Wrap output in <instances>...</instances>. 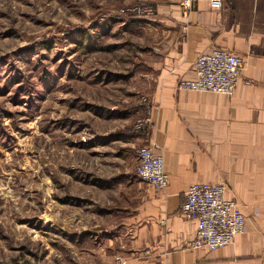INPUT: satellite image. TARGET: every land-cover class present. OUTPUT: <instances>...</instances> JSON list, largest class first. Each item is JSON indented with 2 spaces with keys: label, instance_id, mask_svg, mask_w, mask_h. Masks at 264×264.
<instances>
[{
  "label": "rangeland",
  "instance_id": "rangeland-1",
  "mask_svg": "<svg viewBox=\"0 0 264 264\" xmlns=\"http://www.w3.org/2000/svg\"><path fill=\"white\" fill-rule=\"evenodd\" d=\"M134 2L0 0V264L117 261L115 212L94 199L99 172L143 145L125 143L150 105L148 36L120 12Z\"/></svg>",
  "mask_w": 264,
  "mask_h": 264
},
{
  "label": "crops",
  "instance_id": "crops-1",
  "mask_svg": "<svg viewBox=\"0 0 264 264\" xmlns=\"http://www.w3.org/2000/svg\"><path fill=\"white\" fill-rule=\"evenodd\" d=\"M140 1L156 8L152 17L134 21L148 36L141 83L150 101V129L147 139L132 134L125 143H152L169 183L159 190L142 181L134 153L128 159L117 153L113 169L99 172L106 182L94 200L100 210L115 212L107 224L117 229L106 238L117 252L115 263L264 264V217H249L234 242L210 250L193 246L197 223L180 212L189 185L202 181L227 182V195L243 202L244 212L262 208L264 0H220L219 6L211 0H191L190 6L184 0ZM214 47L243 57L235 92L180 88L181 79L195 76L196 58ZM106 194L115 196L107 200Z\"/></svg>",
  "mask_w": 264,
  "mask_h": 264
},
{
  "label": "built area",
  "instance_id": "built-area-1",
  "mask_svg": "<svg viewBox=\"0 0 264 264\" xmlns=\"http://www.w3.org/2000/svg\"><path fill=\"white\" fill-rule=\"evenodd\" d=\"M220 3V0H211L212 6H219ZM184 4L190 6L191 0H184ZM155 10L154 4L149 1L134 2L120 8L122 15L127 17H152ZM194 69L195 76L181 79L180 88L231 95L242 75L243 57L238 52L214 47L196 58ZM149 122V116L139 118L134 125L135 131L148 137ZM137 155L138 177L156 189H164L169 183V176L163 156L156 153L155 146L149 141L138 147ZM180 209L187 219L197 223L193 241L195 247L215 250L229 245L246 228V215L240 202L227 195V184L221 181H202L189 185Z\"/></svg>",
  "mask_w": 264,
  "mask_h": 264
},
{
  "label": "trees",
  "instance_id": "trees-1",
  "mask_svg": "<svg viewBox=\"0 0 264 264\" xmlns=\"http://www.w3.org/2000/svg\"><path fill=\"white\" fill-rule=\"evenodd\" d=\"M138 19H139V17H138V16H137V17H136V16H134V17H129V19H128V20H130V21H131V20L135 21V20H138Z\"/></svg>",
  "mask_w": 264,
  "mask_h": 264
}]
</instances>
